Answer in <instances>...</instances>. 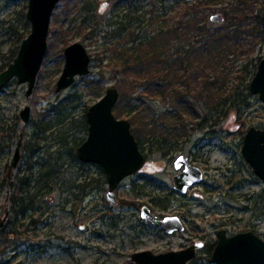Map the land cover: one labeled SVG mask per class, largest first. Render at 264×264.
Here are the masks:
<instances>
[{
    "label": "rangeland",
    "instance_id": "1",
    "mask_svg": "<svg viewBox=\"0 0 264 264\" xmlns=\"http://www.w3.org/2000/svg\"><path fill=\"white\" fill-rule=\"evenodd\" d=\"M85 3L94 10L83 11ZM104 5L107 7L101 11ZM168 6L161 0H61L51 20L50 53L33 93L27 96L28 83L19 84L17 79L0 91L1 216L7 210L11 212L9 219L14 216L10 184L21 172L35 178L43 176L36 178L38 188L34 192L38 195L34 208L20 222L21 231L7 224L8 230L1 233L0 264H134V253L179 251L196 242H204V248L192 264H213L208 247L217 243V232L221 230L228 235L252 231L264 239V182L242 153L247 131L251 127L264 129V103L250 92V83L264 57V24L255 18L258 14L262 17L264 0H214L203 12L209 23H214L212 15L225 17L224 9L234 7L242 18L215 23L227 38L219 41L220 47L213 46L205 58L195 57V62L204 67L203 77L212 73L214 81L216 69L227 76L221 92L240 93L223 111H211L212 127L199 129L201 117L187 112L176 125L181 104L177 107L166 92H147L139 80L132 78L135 83L131 97L143 96L135 103L138 108L119 114L117 103L113 112L120 120L130 121V116L138 112L146 116L145 131L141 129L143 122L137 123L136 131L131 128L146 161L153 165L125 178L115 190L118 204L112 205L106 199L109 186L104 170L77 156L78 147L88 137L89 108L112 86L121 93L117 85L122 75L116 70L122 49L115 55L108 51L109 45L118 41L107 43L104 31L116 26L106 28L105 23L124 21L126 15L139 18L141 21L136 19L124 36L131 31L144 35L173 22ZM27 11L28 0H0V73L14 61L31 33ZM121 40L124 42V38ZM77 42L92 57L91 72L56 93L65 65L64 50ZM199 76L192 82H199ZM209 98L204 95L205 109ZM27 106L31 116L25 124L20 112ZM48 111L46 118L44 115L47 129L36 139L38 152L31 155L23 145L33 139L39 117ZM168 111L172 119L163 116ZM215 121L217 125L213 126ZM179 126L185 128V133ZM163 141L169 150L160 147ZM19 142L21 160L10 173ZM180 155L186 156L204 177L186 194L176 191L173 181L182 172L174 167ZM145 206L160 219L177 216L184 231L168 234L147 222L141 216Z\"/></svg>",
    "mask_w": 264,
    "mask_h": 264
},
{
    "label": "water",
    "instance_id": "2",
    "mask_svg": "<svg viewBox=\"0 0 264 264\" xmlns=\"http://www.w3.org/2000/svg\"><path fill=\"white\" fill-rule=\"evenodd\" d=\"M60 1L28 0L27 20L31 23V33L23 40L14 61L0 73V91L17 79L19 84L28 83L27 96L33 93L38 73L48 51L52 16ZM223 20L220 14L211 16L212 22ZM262 21L264 24V11ZM64 56L65 65L56 84V93L70 88L77 77L88 76L91 71L92 58L82 43L77 42L68 46L64 50ZM250 92L258 95L264 103V57L250 83ZM119 99V90L112 86L107 89L101 100L89 108L88 137L77 149V156L82 162L99 165L104 170L109 186L106 199L112 205L118 204L115 190L120 183L142 170L147 164L145 155L132 133L130 121L117 119L114 115L113 110ZM20 116L25 124L29 123L31 108L25 107ZM21 148L22 143L19 142L10 164V173L17 168L21 160ZM242 153L256 176L264 182V129L251 127L247 131L243 139ZM175 169L177 171L183 169L173 177L175 190L182 194H186L192 186L203 181V172L189 163L184 156L176 160ZM141 216L168 234L183 232L185 229L182 220L177 216L160 219L146 206L142 208ZM9 217V210L4 216H1L0 210V239ZM217 237L218 241L209 259L211 263L264 264V239L256 233L249 231L228 235L227 231L221 230L217 232ZM203 248L204 242H196L179 251L155 253L147 250L134 253L131 258L134 264H192Z\"/></svg>",
    "mask_w": 264,
    "mask_h": 264
},
{
    "label": "trees",
    "instance_id": "3",
    "mask_svg": "<svg viewBox=\"0 0 264 264\" xmlns=\"http://www.w3.org/2000/svg\"><path fill=\"white\" fill-rule=\"evenodd\" d=\"M161 1L169 5L170 16L172 15L173 22L166 26L158 27L150 33L141 35L131 31L125 37L124 34L128 32L129 27L133 25L132 23L136 19L137 21H141V19L133 18L129 15H126V20L124 21L115 22L114 24L108 22L107 25L105 23L106 28L116 26V28L106 32L103 30L105 39L108 41L107 43L111 44L114 40L118 41L109 45L108 51L115 55L118 54L119 49H122V52L119 53L121 54V58L117 56V63L121 64L118 70H116V73L122 75L121 81L117 85L121 91L119 105L117 106L120 109H118V112L119 114L125 111L132 113L138 108L135 103L138 100L140 101L143 96L137 98L131 97V95L134 81L139 80L147 92L152 94L166 92L177 107L181 104V107H178L181 112L178 116L180 119L178 118L174 122L176 125H178L177 123L182 119L184 113L187 112L194 117H201L200 122L197 123L199 129L202 130L209 125L212 127V124H210L212 122L211 111L216 110L218 113L219 109L223 111L225 105L229 101L233 102V99L240 94L238 91L229 94L225 91L221 92L226 84L227 76L220 69H216V77L212 81V73L206 74L203 77L204 67L195 62L196 56L205 58L209 50L211 52V50L218 48L217 45L220 47L219 41L227 38L223 28L215 26V23L218 22L209 23L205 14H203L204 10L214 0H206L204 2L203 0L196 2L187 0H180V2H175L174 0ZM242 1L237 0L238 3ZM234 8L224 9V20L219 23L225 20L228 23L240 21L242 18H239L236 12L237 8ZM93 10V7L91 8L88 3L84 4L83 11L90 12ZM112 14V17H115L114 10H112ZM255 18L262 23V17L259 14ZM123 38L124 42L121 40ZM128 44H132V46L126 48L125 46ZM213 46H215L214 49H212ZM191 73L194 75H191ZM198 76L200 81L193 83L192 80ZM132 78L134 81L130 80ZM205 94L210 97L208 100L210 102L206 101V109L202 105ZM213 97L216 103L214 105H212L214 102L212 101ZM48 114L49 111L46 114H41V117H39L41 119H37L38 122L35 126L37 127V131L33 135V139L23 145L25 151H28L31 155L38 152L39 142L36 139L47 129L44 119ZM163 116L165 119H172V114L169 111L163 114ZM173 118L175 119V116ZM138 122H143L141 129L145 131L146 116L141 112L130 116V123L134 127V131H136L135 126H137ZM216 125L217 122L215 121L213 126ZM179 130L184 132L185 128L179 126ZM134 131L132 129V132ZM160 147L166 148V150L170 149L166 141H163ZM36 178H43V176H37ZM36 178L31 173L25 171L21 172L16 177L15 182L10 184L14 216L8 220L7 224L10 226L15 225V228L19 227L18 232L21 231L20 227L22 224L20 222L25 219L26 213L34 208L35 199L38 195L34 192V189L38 188V184L36 185L38 180ZM47 183L48 181L45 182V184ZM5 227L6 229L4 228L2 232L8 230V226L6 225ZM215 246L216 244L210 245L208 252L212 253Z\"/></svg>",
    "mask_w": 264,
    "mask_h": 264
},
{
    "label": "flooded vegetation",
    "instance_id": "4",
    "mask_svg": "<svg viewBox=\"0 0 264 264\" xmlns=\"http://www.w3.org/2000/svg\"><path fill=\"white\" fill-rule=\"evenodd\" d=\"M122 1H123V0H122ZM125 1H132V0H125ZM133 1H134V0H133ZM113 8H114V7H113ZM50 27H51V24H50ZM49 35H50V34H49ZM49 44H50V42H48V51H47V54H46L47 56H45V59H44V60H46V58L48 57V53H50V52H49ZM19 49H20V48H19ZM18 52H19V51H18ZM17 54H18V53H17ZM91 58H92V57H91ZM91 62H92V60H91ZM41 67H42V66H41ZM90 69H91V65H90ZM2 72H3V71H2ZM90 72H91V71H90ZM59 78H60V77H59ZM56 84H57V83H56ZM55 90H56V89H55ZM131 130H132V128H131ZM139 147H140V146H139ZM140 150H141V149H140ZM21 152H22V148H21ZM141 152H142V151H141ZM180 156H184V155H180ZM180 156H179V157H180ZM179 157H178V158H179ZM184 157H186V156H184ZM178 158H177V159H178ZM186 158H187V157H186ZM145 159H146V156H145ZM177 159H176V160H177ZM187 159H188V158H187ZM188 161H189V159H188ZM175 162H176V161H175ZM189 163H190V162H189ZM152 165H153V164H151L150 162H147V164L144 166V168H145L146 166H152ZM192 165H193V164H192ZM174 167H175V163H174ZM144 168H143V169H144ZM182 170H183V169H182ZM10 215H11V212H10ZM6 225H7V224H6Z\"/></svg>",
    "mask_w": 264,
    "mask_h": 264
},
{
    "label": "clouds",
    "instance_id": "5",
    "mask_svg": "<svg viewBox=\"0 0 264 264\" xmlns=\"http://www.w3.org/2000/svg\"><path fill=\"white\" fill-rule=\"evenodd\" d=\"M107 7V5H104L102 8H101V11H103L104 10V8H106Z\"/></svg>",
    "mask_w": 264,
    "mask_h": 264
}]
</instances>
